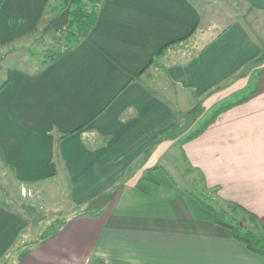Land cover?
I'll return each instance as SVG.
<instances>
[{"label":"crops","instance_id":"0c3cea01","mask_svg":"<svg viewBox=\"0 0 264 264\" xmlns=\"http://www.w3.org/2000/svg\"><path fill=\"white\" fill-rule=\"evenodd\" d=\"M44 1L5 0L0 48L38 31ZM231 2L102 0L85 39L36 70L10 71L0 88L3 176L31 193L47 183L65 204L64 226L18 247L34 218L49 217L0 202V264H264L163 179V163L180 155L264 231V0ZM230 105L200 134L171 136L193 129L202 108Z\"/></svg>","mask_w":264,"mask_h":264},{"label":"rangeland","instance_id":"374dc122","mask_svg":"<svg viewBox=\"0 0 264 264\" xmlns=\"http://www.w3.org/2000/svg\"><path fill=\"white\" fill-rule=\"evenodd\" d=\"M226 2L229 6L236 5V3L233 4L231 0H226ZM57 4L59 5V2H57ZM55 5L56 0H49L45 7L44 1V7L46 8L44 15H47V13L50 15V13L54 10ZM66 36L67 33L65 31L58 33L54 32L49 26V17H46L44 18L41 26L38 27V31H36V33L32 34L31 36H28V39L11 44L6 49L0 48V88L2 84H4V82L8 79L10 71H26L28 69L36 70L38 67L49 61L55 54L70 48L67 44ZM248 93L249 91L244 92L241 95L230 99L228 103L241 100L242 98L246 97ZM217 108L213 109L210 113H200L203 112L202 108L200 112L192 114L191 116L196 120V123L192 127L193 129H190V127H188L189 125H186L184 126L183 131H185L187 135H190L202 129L203 126L212 119L213 115L222 107ZM200 114L201 117L197 121V117H199ZM190 126H192V123ZM163 166L166 173L165 175L168 177L163 179H166L173 187L181 191L180 193H182V197L184 195L191 197L193 200L199 203L203 209L209 211L213 217L214 213L204 207V205L201 204L197 198H199L205 205L210 206L215 209V211L223 214L226 222L232 223L234 220H237L239 223H245L246 225L251 226L248 216L241 211L234 212L232 205H227L226 203H223L217 199L216 194L209 188L205 187L201 176L196 173V171H193L189 169L188 166H185L180 155L174 156L170 163L164 162ZM3 170L2 164L0 163V202L7 206H13L14 209H17L22 213L25 212L28 217L33 214L35 215L36 213L43 214V216L45 214L49 217L42 219L37 217L33 219L34 222L33 220L31 221L30 235L25 237V240H22L20 245H18V247H21V245L26 246L27 243L29 244V241L34 242L38 240L43 236V234L46 232H51L61 224L62 219H60V216L62 217V207H64L65 204L63 203L62 206L59 205V193L50 194L48 192L50 186L47 183H45L44 186L42 185L43 192L41 194L35 192L31 193L30 190L24 191L22 183L11 176L4 177ZM168 174H171V178L168 176ZM57 185L62 186L59 183ZM162 185L163 182L159 185V187ZM161 189L165 192L170 191L166 184H164ZM159 190L160 189H158V191ZM29 199L36 202H31V206H28L26 209L24 204L29 203ZM154 200H156V197ZM59 206H61L60 209L58 208ZM29 207H33L36 211L33 209L29 211ZM69 210L71 211V209ZM57 215H59V218H57ZM8 263L9 261H7L5 264Z\"/></svg>","mask_w":264,"mask_h":264},{"label":"trees","instance_id":"16d2710c","mask_svg":"<svg viewBox=\"0 0 264 264\" xmlns=\"http://www.w3.org/2000/svg\"><path fill=\"white\" fill-rule=\"evenodd\" d=\"M5 0H0V7L3 5ZM59 2V5L57 6L54 11H56L57 15L59 16L65 9L68 8V6H71V12L68 16V24L67 26L62 30L67 33L66 41L68 46L71 48L78 44L80 41L85 39L93 27L95 26L97 22V5L102 2V0H56V4ZM61 4V5H60ZM48 15H44L46 18ZM167 47V46H166ZM165 47V48H166ZM164 48V49H165ZM163 49V50H164ZM163 50L160 52V54L163 52ZM58 54H55L49 61L46 63H50L55 60ZM264 71H260L259 75H263ZM246 100L243 99L242 101ZM240 101V102H242ZM234 105H230L224 108H221L219 111H217L211 120H209L203 128L194 135H198L201 132L204 131V129L213 122L217 117H219L224 111L228 110ZM184 127L183 129L180 128L177 131H174L171 136L177 137L178 135H181L184 133ZM147 181H153L154 184H157L156 181L153 180L152 177H147ZM197 198V197H196ZM201 204L204 205L207 209H209L211 212L214 213V222L226 229H228L235 240L243 243L246 248L251 251L252 253H255L259 256L264 257V231L262 230V227L259 225L256 217L252 215L251 213H248L243 208L236 204H232L233 211L238 212L241 211L244 214L248 216V220L251 226L246 225L245 223H239V221L234 220V222H226V219L223 214L215 211L210 206L205 205L201 202L199 198H197ZM64 226V223L61 224L56 228L53 229L51 232H46L43 234L42 239L45 240L47 238H50L51 236L56 235L61 228Z\"/></svg>","mask_w":264,"mask_h":264},{"label":"water","instance_id":"95a60500","mask_svg":"<svg viewBox=\"0 0 264 264\" xmlns=\"http://www.w3.org/2000/svg\"><path fill=\"white\" fill-rule=\"evenodd\" d=\"M70 12L71 6L69 5L59 16L49 21V26L54 32H61L67 26Z\"/></svg>","mask_w":264,"mask_h":264}]
</instances>
